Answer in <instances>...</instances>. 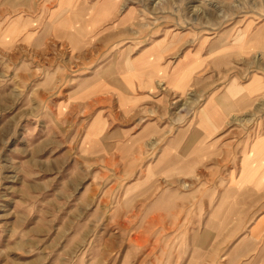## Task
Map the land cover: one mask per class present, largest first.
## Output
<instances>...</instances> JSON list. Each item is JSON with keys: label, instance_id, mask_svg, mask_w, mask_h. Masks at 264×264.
<instances>
[{"label": "rangeland", "instance_id": "obj_1", "mask_svg": "<svg viewBox=\"0 0 264 264\" xmlns=\"http://www.w3.org/2000/svg\"><path fill=\"white\" fill-rule=\"evenodd\" d=\"M57 1L0 0V264H264V185L244 165L264 0H78L76 46L49 36ZM154 44L157 86L130 101L129 60ZM252 78L215 124L205 102ZM144 125L150 140L112 143Z\"/></svg>", "mask_w": 264, "mask_h": 264}, {"label": "crops", "instance_id": "obj_2", "mask_svg": "<svg viewBox=\"0 0 264 264\" xmlns=\"http://www.w3.org/2000/svg\"><path fill=\"white\" fill-rule=\"evenodd\" d=\"M81 2V1H80ZM78 2V0H58L57 1V7H56V13L58 16L55 17V20L53 23H51V31L50 37L56 41L63 42L64 44H69L71 46H76L77 44L81 43V40L83 38L84 28L86 27V23L82 19V8L81 3ZM67 5H69V11L67 8ZM102 7L106 8V4H103ZM83 32H82V31ZM158 48H156V45L149 46L140 52H138L135 56H133L132 59L129 60L131 63V67L134 70H137L139 73L138 79H133L132 81L129 80L128 85V100L131 101V94L130 89L131 87L134 90V94L132 96L133 99H135L137 96L135 95V90H141L143 96H150L153 93L154 88L157 86L155 77L159 78V75L157 73L156 63L154 62V57L156 56V52ZM127 59V60H128ZM144 65V66H143ZM190 65H193L191 63ZM143 66V68H142ZM130 67V68H131ZM159 67V66H158ZM183 61H178L173 65V71L171 74L167 77L166 83L178 91H182V88H185L188 86L189 79L186 77V73L182 72L181 69L183 68ZM188 67V66H186ZM120 68V67H119ZM148 68V69H147ZM176 73V76L173 74ZM120 76H122V73H118ZM130 77H133L132 75H129ZM135 77V76H134ZM141 77V79H140ZM144 77V78H142ZM194 80V79H193ZM193 80H190V84H192ZM137 81L138 85H135V82ZM186 82V83H185ZM255 82H258L259 85V78L258 80L256 78H252V80L247 81L245 83L243 90H238L235 87H228L226 92L224 94L219 95L217 98L208 99L204 104V111L208 112V116L212 121L216 124H219L224 116L227 115V110H231V106L229 105H238L239 107H244L246 104H242L246 101L248 102V99H253L254 96L257 94L252 93V91L255 89ZM253 83V84H252ZM263 82H261L262 86ZM156 85V86H155ZM259 88V86H258ZM234 90V92L232 91ZM244 91V92H243ZM247 93H246V92ZM141 97V96H140ZM132 99V100H133ZM138 100V97H137ZM248 105V104H247ZM252 105V104H251ZM261 108V110L264 108V104L261 103L260 107L258 104V110ZM152 127L153 126H143L138 131L133 132L132 134L124 136V135H118V136H112V143H126V146H129L131 143L135 142L137 139L143 138V140H149L153 137L152 134ZM258 133V140L254 142L252 146V152L250 153L249 157L244 158V165L246 166H256L253 170L255 172L258 170V186L264 185V116L261 119V128H259ZM116 131V130H115ZM198 131L192 130L190 132V142L194 145L196 142H198ZM176 138H172V142L175 144ZM189 140H187L188 142ZM124 145V144H123ZM186 148H190L187 145ZM183 148V147H182ZM258 167V168H257ZM250 169H252L250 167ZM251 171V170H250ZM264 195V187L261 188V190L258 192V196ZM257 223V221L255 222ZM262 224H260L261 226Z\"/></svg>", "mask_w": 264, "mask_h": 264}, {"label": "bare ground", "instance_id": "obj_3", "mask_svg": "<svg viewBox=\"0 0 264 264\" xmlns=\"http://www.w3.org/2000/svg\"><path fill=\"white\" fill-rule=\"evenodd\" d=\"M234 92V90H232Z\"/></svg>", "mask_w": 264, "mask_h": 264}]
</instances>
